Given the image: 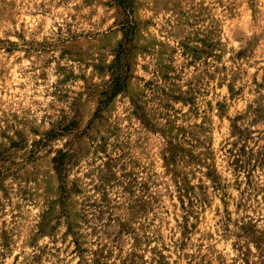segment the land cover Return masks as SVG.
Returning a JSON list of instances; mask_svg holds the SVG:
<instances>
[{
	"label": "rangeland",
	"instance_id": "1",
	"mask_svg": "<svg viewBox=\"0 0 264 264\" xmlns=\"http://www.w3.org/2000/svg\"><path fill=\"white\" fill-rule=\"evenodd\" d=\"M0 264H264V0H0Z\"/></svg>",
	"mask_w": 264,
	"mask_h": 264
},
{
	"label": "trees",
	"instance_id": "2",
	"mask_svg": "<svg viewBox=\"0 0 264 264\" xmlns=\"http://www.w3.org/2000/svg\"><path fill=\"white\" fill-rule=\"evenodd\" d=\"M116 86H119L117 83L113 89V91H111L110 93V97L109 99H112L113 97H115V95H117L118 93H120L122 91L121 88H117L116 89ZM103 103V102H101ZM106 104H103V106H105ZM103 106H99L97 111L96 112H100L102 110V107ZM47 136L48 137H55L56 136V133L54 131H50L47 133ZM73 149L70 148H65V149H60L58 151V153L53 157V161H54V164H55V170L56 172L58 173L59 175V178L61 180V187H62V190L65 189L64 187V183H65V178L67 177V172L69 170V167L70 165L73 163V152H72Z\"/></svg>",
	"mask_w": 264,
	"mask_h": 264
}]
</instances>
